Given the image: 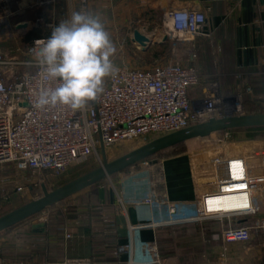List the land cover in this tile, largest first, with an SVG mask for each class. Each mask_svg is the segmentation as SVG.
Masks as SVG:
<instances>
[{"label": "built area", "instance_id": "obj_1", "mask_svg": "<svg viewBox=\"0 0 264 264\" xmlns=\"http://www.w3.org/2000/svg\"><path fill=\"white\" fill-rule=\"evenodd\" d=\"M6 1L3 11L0 10V40L5 36L6 39L17 36L13 27H9L12 26L9 25V17L13 12L10 0ZM50 1L54 0L41 3ZM17 3L21 6V2ZM79 3L80 10L89 11L88 0H79ZM21 23H13L17 34L22 31L19 28ZM56 25L54 19L45 22L50 31ZM147 26L138 23L128 29V39L137 51L145 50L133 39L136 29L151 39L146 50L156 37L157 42H169L173 53L179 50L186 59H150V62L137 67V63L127 59L126 40L121 39L118 44L120 51L112 58L119 72L115 78L106 79L104 92L98 100L77 111L66 106L45 110L33 106L42 88L56 86V82L48 80L43 69L34 62L37 51L34 42L50 34L37 37L25 47H17L13 51L0 45V167L3 171H16L11 176L6 175L4 184L14 185L19 192L25 191L29 185L42 189V184L47 185L49 175H64L73 165L90 158L101 162L99 146L106 152V148L111 149L125 141L155 138L212 117L246 113L244 97L253 94L251 85L246 83V75L239 74L236 85L221 91L217 79L203 73L197 65L199 47L203 42H211L214 32L207 24L204 11L170 8L164 11L156 33L153 34V29L150 31ZM8 27L10 32L5 30ZM164 37L167 38L165 41ZM133 57H137V53ZM196 89H200L202 96L192 98L190 91ZM224 134L228 136L229 132ZM222 143L227 144L225 140ZM229 145L221 144L215 156L207 150L199 151L201 159L195 156L197 151L192 152L196 208L182 219L176 218L177 204L161 190L157 171L149 161H142V169L132 174L130 184L124 187L127 192L118 199L122 205L128 201L145 205L152 211L165 207L170 218L157 220L150 214L149 221L145 223H130L131 240L117 247L115 257L128 254L129 264H144V256L150 255L148 263L168 264L161 252L163 240L156 237L145 243L138 232L146 227L160 230L178 222H223L220 235L225 247L249 241L253 231L264 235V139L237 142L243 147L236 149L232 156ZM233 160L241 161L243 176L241 179L221 180L219 165ZM232 184L244 187L228 188ZM229 192H243L247 207L231 210H210L207 207L209 198ZM45 219L47 216L42 218L43 221ZM247 219H253L254 223L247 224L244 222ZM65 236L71 237V232ZM39 264H119V260L100 262L94 257L65 258L59 262ZM220 264H230L229 259H223Z\"/></svg>", "mask_w": 264, "mask_h": 264}, {"label": "crops", "instance_id": "obj_2", "mask_svg": "<svg viewBox=\"0 0 264 264\" xmlns=\"http://www.w3.org/2000/svg\"><path fill=\"white\" fill-rule=\"evenodd\" d=\"M42 1L21 0V6L36 7L33 11L40 14L31 18H25L26 15H23L19 21L27 22L28 27L19 34L16 29H13L16 37L21 38L23 35L25 39V35L33 27L41 25V22H49L52 19L57 22L60 16L68 18L72 11L80 10L79 0H54L44 4L41 3ZM88 6L90 12L99 15L112 41L118 40L119 44V40L125 38L126 57L130 58L139 52L128 39L127 34L130 27L138 23L148 24V30L153 29L154 34L167 9L187 7L204 11L207 24L214 32L211 42H203L199 47L197 65L200 70L214 76L220 84L221 91H227L236 85L239 82V74L246 75V83L251 85L255 95L248 94V96L251 99L262 97L261 90L264 89V0H88ZM25 44H27L26 41ZM140 54L142 58L148 55L154 61L162 59L167 54L172 56L176 54L175 59H186V55L181 54L179 50L174 54L169 42H157L156 37L153 38L152 45ZM199 91L200 89L190 91V96L198 97L196 94ZM235 147L237 148L233 149L243 146ZM171 150H166L156 158L155 163L152 161V167L158 171L156 175L159 178L161 190L178 206L176 218L182 219L196 208L191 172V156L194 150H186L178 154H172ZM232 151L229 152L231 156L236 153V150ZM212 155H217V152H212ZM219 171L221 180L241 179L243 176L241 161L233 160L222 163L219 165ZM133 173L122 177L118 191L112 185L105 189L103 186L96 185L86 189L90 191L89 198L85 197L82 203L78 197L75 203L71 204L70 201L66 205L65 202L57 204L54 207H58L54 209L56 212H53V209L45 211L51 212L48 221H34L45 225L35 228L33 222L30 234L25 236V241L20 237L12 239L10 243L14 251H11L10 255L1 251L0 261L37 264L59 262L65 258L94 257L100 262L119 260V264H129L128 254H121L119 257H115L114 254L119 245L130 242L129 224L145 223L149 221L150 214L157 220L170 218L166 209L152 211L145 205L128 201L121 204L118 197L127 192L128 189L124 187L130 184ZM241 186L242 184H232L228 188L234 190ZM212 199L214 204H221L230 209L246 203V195L243 192H229L212 197ZM247 221L248 219L244 222ZM222 224L223 222L214 220L202 223H175L172 227L180 226L177 230H181L185 226L191 231H195L196 228L206 232L209 238L206 239L205 249L210 264H220L219 260L224 246L220 235ZM161 231L162 229L146 227L140 229L138 235L141 241L147 243L156 237L160 238ZM67 232H71V237L65 236ZM21 236L23 237L22 234ZM241 245L244 253L233 251L230 264H264V235L261 232L253 231L251 239ZM150 258V255H145L144 264H150L148 263ZM173 259L172 257L167 260V263L185 264L181 260L173 263Z\"/></svg>", "mask_w": 264, "mask_h": 264}, {"label": "rangeland", "instance_id": "obj_3", "mask_svg": "<svg viewBox=\"0 0 264 264\" xmlns=\"http://www.w3.org/2000/svg\"><path fill=\"white\" fill-rule=\"evenodd\" d=\"M10 2V3H9ZM8 3L11 7V12H13V14L10 15L9 17V27H13V29H16V27L14 26L13 23L17 22L20 20V18L23 15H26L25 18H31L34 15L40 14L37 13L34 10V8L36 7H32L30 8L29 6L23 7L20 6V3L18 5L17 2H21V0H10ZM7 4L6 0H0V5H1V10L3 11V7L4 5ZM22 5V4H21ZM24 5V4H23ZM3 6V7H2ZM40 7V6H39ZM65 16H60V19L56 22L57 24L66 18H63ZM44 22H41L42 27L44 26ZM5 28V30H8V32H10V28ZM7 32V31H6ZM14 33V32H13ZM121 35V34H120ZM116 36V35H115ZM5 38V40H4ZM3 40H0V45L5 46L7 48H10L12 51L15 50L17 47H25V39L22 35L21 38H18L15 36V38H13L12 36L8 39H6V36L2 38ZM113 42H115V46H116V51L119 52V45H118V40L115 41L113 40ZM116 52V53H117ZM115 53V54H116ZM141 52H137V57H133L134 59L130 58L131 61H133V63H137L135 64L137 67L139 66H143V64L150 62V57L148 55H145V57L141 56L140 54ZM176 56V55H174ZM172 55L167 54L165 57V60H177L175 59V57ZM162 61H165L163 60ZM125 59V60H127ZM139 60V61H138ZM142 60H144L142 62ZM138 61V62H136ZM153 61V60H152ZM142 62V63H140ZM197 96H202L201 92L199 91L198 94H196ZM260 95V94H259ZM262 97H264V93L261 94ZM246 135L242 132L238 133V134H229L228 136L224 133H215L213 135H211L208 138L205 139H197L194 140L193 142H189L186 144V146L184 147L186 150H194L197 151V153L195 154V156H197V158L201 159L200 157L202 156L201 152L199 151H203V150H207L209 152H214V151H218L220 148V145H228L230 144L228 147L229 149L232 150H236L233 148H237L235 146L237 145V142H246V141H259V140H263V139H246L245 137ZM154 137H149V138H139V139H135V140H131V141H125L123 143H120L119 145L113 147V148H106V154L108 159H113L151 139H153ZM226 141L227 144L222 143L223 141ZM232 148H231V147ZM99 152L100 154H102V148L99 146ZM151 165L152 162H150ZM100 162L97 161V159H93L92 161L89 160V163L86 164L83 169H81V171H79L78 174H82L86 171H89L93 168H96L97 166H99ZM142 164H139V166H134L132 168H130L129 170L123 171L121 172V174H117L113 177H111L110 179H106L103 182H101L100 186H103V188L105 189L106 187H111V185L115 188L116 191L119 190L120 188V181L122 179V177H125L133 172H137L139 170L142 169ZM16 173V171H3V169L0 167V215L20 206L21 204L28 202L38 196L41 195L42 189L40 186H33L29 185V187H27V189H25V191L23 192H19L17 190L16 187H14V185H8V184H4V180L5 178H7L6 175H12ZM158 173V171H157ZM27 176H29L27 174ZM71 177H66L65 179H63V181L65 180H70ZM40 179H37V181H39ZM61 181V177L60 176H54V175H49L47 177V187L49 189H53L55 188L59 182ZM40 187V188H39ZM90 193V191L85 190L77 195H74L72 197H70L69 199L65 200V205L67 203H75L77 202L76 198L79 197L80 202L82 203L85 200V197L87 198ZM13 194V195H12ZM12 195V196H10ZM89 198V197H88ZM78 200V201H79ZM86 203V202H85ZM69 204V205H71ZM64 207V206H63ZM58 208V207H57ZM57 208H52L53 212L55 211L54 209ZM165 207H162L161 210L159 211H164ZM56 212V211H55ZM51 212H45L43 214H41L40 216L32 219V220H28L24 223L18 224L17 226L10 228L8 230H4L2 232H0V252L3 251L5 254H9L11 251H14V247H11V243L10 241L12 239L15 240V238H23L25 241V236L30 234V229H31V225L34 221H40L42 220L43 217L47 216V219H45L44 221H48V219L50 218ZM61 216V215H59ZM58 216V217H59ZM62 218V217H61ZM254 223V220H248L247 224H252ZM179 224V223H177ZM184 225V224H182ZM180 226L176 225L174 227L170 226V227H164L161 231V236L160 239L163 240L161 241V252H162V256L163 258H166L167 260L171 259L172 257L173 259V263H178L179 260H181V262L185 263V264H210L211 262L208 259V254L206 253V249H205V243H207V240L209 237L206 235V232H204L202 229H196L195 231H191L190 229H188L187 227H182L181 230H177V228ZM180 231V232H179ZM186 233H188V235H186ZM21 234L23 235V237L21 236ZM16 237H15V236ZM20 235V236H17ZM27 237V236H26ZM252 237V236H251ZM200 243V244H198ZM236 252V251H241L242 253H244V249L243 246L241 244H235V245H230V246H223L222 247V254L220 256V260L219 263L222 262V260H226L227 261L229 259V262L231 263V258H232V252ZM36 262V261H35ZM39 264V263H37Z\"/></svg>", "mask_w": 264, "mask_h": 264}, {"label": "clouds", "instance_id": "obj_4", "mask_svg": "<svg viewBox=\"0 0 264 264\" xmlns=\"http://www.w3.org/2000/svg\"><path fill=\"white\" fill-rule=\"evenodd\" d=\"M33 46L37 49L34 62L48 80L56 82L39 92L33 105L39 110L56 106L82 110L98 100L106 79L119 72L109 32L99 15L87 10L72 11Z\"/></svg>", "mask_w": 264, "mask_h": 264}, {"label": "water", "instance_id": "obj_5", "mask_svg": "<svg viewBox=\"0 0 264 264\" xmlns=\"http://www.w3.org/2000/svg\"><path fill=\"white\" fill-rule=\"evenodd\" d=\"M28 23L19 24V28L25 30ZM134 41L146 50L151 39L139 30L134 31ZM167 38L164 37L163 41ZM264 127V113L233 114L223 117H212L177 131L155 137L113 159H108L104 147H102V161L99 166L90 171L56 187L49 189L42 184L41 195L20 206L0 215V232L28 219L47 208L55 206L98 182L110 179L113 175L121 173L144 160L153 158L159 153L178 145L205 139L215 133H223L236 129ZM156 162V159H153ZM45 224L33 223V227L41 228ZM3 264H26V263H3Z\"/></svg>", "mask_w": 264, "mask_h": 264}, {"label": "trees", "instance_id": "obj_6", "mask_svg": "<svg viewBox=\"0 0 264 264\" xmlns=\"http://www.w3.org/2000/svg\"><path fill=\"white\" fill-rule=\"evenodd\" d=\"M0 10H1V5H0ZM50 33H51V31L48 30V28H47L46 26H43V27H42V25H38V26L33 27V28H32V29H31V30L25 35V41H26V43H30L33 39H35V38H37V37H40V36H43V35H48V34H50ZM261 91L264 93V89H263V88H262ZM243 103H244V106H245L246 113H264V97H260V98H257V99H251V98L248 96V94H246L245 97H244V101H243ZM227 132H229V134H238V133L242 132V133H244V134L246 135V136H245L246 139H264V127H252V128L236 129V130H231V131H225V132H223V133H227ZM185 146H186V143L181 144V145H178V146H176V147H174V148H171V149H172V150H171V151H172V154H178V153L185 152V151H186V149L184 148ZM164 152H165V151L159 153L158 155H156V156L153 157V158H149V159H147V161L152 162L153 159L158 158V157H159L160 155H162ZM89 160L92 161V158L87 159V160H85V161H82V162H79V163L73 165V166L68 170L67 173H65L64 175H61V176H60V177H61V181H60L58 184H56V185H57L56 187H58V186H60V185H62V184H64V183H66V182H68V181H70V180H72V179H74V178H76V177H78V176H80V175L86 173V172H88V171H86V172H84V173H82V174H78L79 171H81V169H83V167H84L86 164L89 163ZM139 164H140V163H139ZM139 164H136V165H134V166H139ZM134 166H133V167H134ZM131 168H132V167H131ZM129 169H130V168H129ZM129 169H127V170H129ZM89 171H90V170H89ZM125 171H126V170H125ZM115 175H117V174H115ZM115 175H113V176H115ZM113 176H112V177H113ZM66 177H71V178H70V180H65V181H63V179H65ZM105 180H106V179H105ZM103 181H104V180L98 182L97 184H94V185L91 186V187H94V186L100 184V183L103 182ZM56 187H55V188H56ZM76 195H77V194H76ZM67 199H69V198H67ZM67 199H66V200H67ZM62 202H65V200L62 201ZM62 202H60V203H62ZM55 206H56V205H55ZM55 206H52V207H50V208H47V209H45L44 211H42V212H40V213H37L36 215H34V216H32V217H30V218H28V219H25V220L19 222L18 224L24 223V222H26V221H28V220H32V219H34V218L40 216L41 214H43L45 211L54 208ZM18 224L14 225V226H12V227H10V228H13V227L17 226ZM10 228H8V229H10ZM8 229H6V230H8Z\"/></svg>", "mask_w": 264, "mask_h": 264}, {"label": "bare ground", "instance_id": "obj_7", "mask_svg": "<svg viewBox=\"0 0 264 264\" xmlns=\"http://www.w3.org/2000/svg\"><path fill=\"white\" fill-rule=\"evenodd\" d=\"M210 201H211V204L209 203ZM207 207L209 209H212V210H231L232 209V208L230 209V208L223 207V206H221V204H214L212 198H209L207 200ZM236 208H240V206L239 207H236ZM233 209H235V208H233Z\"/></svg>", "mask_w": 264, "mask_h": 264}, {"label": "snow or ice", "instance_id": "obj_8", "mask_svg": "<svg viewBox=\"0 0 264 264\" xmlns=\"http://www.w3.org/2000/svg\"><path fill=\"white\" fill-rule=\"evenodd\" d=\"M241 187H244L243 185ZM211 204V201L209 202ZM240 207H247V204L240 205ZM211 210V209H210Z\"/></svg>", "mask_w": 264, "mask_h": 264}]
</instances>
